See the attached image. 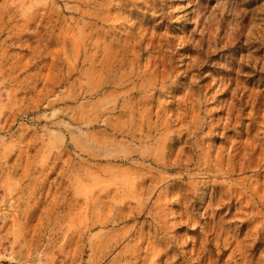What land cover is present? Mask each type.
Segmentation results:
<instances>
[{"label":"rangeland","instance_id":"1","mask_svg":"<svg viewBox=\"0 0 264 264\" xmlns=\"http://www.w3.org/2000/svg\"><path fill=\"white\" fill-rule=\"evenodd\" d=\"M0 264H264V0H0Z\"/></svg>","mask_w":264,"mask_h":264}]
</instances>
